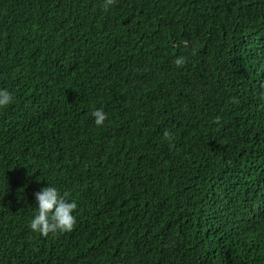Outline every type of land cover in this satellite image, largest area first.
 Returning <instances> with one entry per match:
<instances>
[{"label": "trees", "instance_id": "obj_1", "mask_svg": "<svg viewBox=\"0 0 264 264\" xmlns=\"http://www.w3.org/2000/svg\"><path fill=\"white\" fill-rule=\"evenodd\" d=\"M102 5L0 0V264H264V0Z\"/></svg>", "mask_w": 264, "mask_h": 264}, {"label": "clouds", "instance_id": "obj_2", "mask_svg": "<svg viewBox=\"0 0 264 264\" xmlns=\"http://www.w3.org/2000/svg\"><path fill=\"white\" fill-rule=\"evenodd\" d=\"M114 0H103L102 7L107 10ZM177 66L185 63V58L180 56L175 59ZM13 100L12 93L8 89H0V108L9 105ZM92 117L97 126H100L107 119V114L103 109H95ZM169 137L168 132L164 133ZM36 213L29 222V227L33 232L47 237L49 234L55 235L58 232H70L76 224L75 210L78 205L76 201L69 200L67 193L61 191L53 185L43 187L35 193Z\"/></svg>", "mask_w": 264, "mask_h": 264}]
</instances>
